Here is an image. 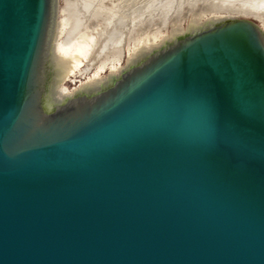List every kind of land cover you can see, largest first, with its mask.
Segmentation results:
<instances>
[{
	"label": "water",
	"instance_id": "1",
	"mask_svg": "<svg viewBox=\"0 0 264 264\" xmlns=\"http://www.w3.org/2000/svg\"><path fill=\"white\" fill-rule=\"evenodd\" d=\"M0 264H264V0H0Z\"/></svg>",
	"mask_w": 264,
	"mask_h": 264
},
{
	"label": "bare ground",
	"instance_id": "2",
	"mask_svg": "<svg viewBox=\"0 0 264 264\" xmlns=\"http://www.w3.org/2000/svg\"><path fill=\"white\" fill-rule=\"evenodd\" d=\"M175 1H178V0H175Z\"/></svg>",
	"mask_w": 264,
	"mask_h": 264
}]
</instances>
